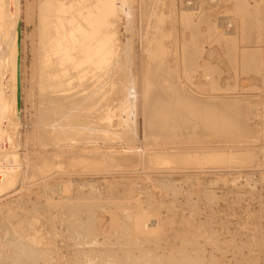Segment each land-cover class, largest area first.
<instances>
[{
    "label": "bare ground",
    "instance_id": "obj_1",
    "mask_svg": "<svg viewBox=\"0 0 264 264\" xmlns=\"http://www.w3.org/2000/svg\"><path fill=\"white\" fill-rule=\"evenodd\" d=\"M37 8L34 137L43 151L67 153L37 157L26 169L27 184L54 168L167 172L264 164V95H203L182 81L176 0H38ZM231 8L208 5L204 14L214 21ZM21 14L20 0H0V197L19 187L24 170ZM199 32L197 65L221 71L214 76L219 89L259 88L255 72L236 79L222 42L206 48L205 25ZM201 70L193 86L205 83Z\"/></svg>",
    "mask_w": 264,
    "mask_h": 264
},
{
    "label": "rangeland",
    "instance_id": "obj_2",
    "mask_svg": "<svg viewBox=\"0 0 264 264\" xmlns=\"http://www.w3.org/2000/svg\"><path fill=\"white\" fill-rule=\"evenodd\" d=\"M176 1L182 81L203 95H264V0ZM20 3L24 170L19 187L0 197V264H264V164L159 173L142 166L101 172L54 168L25 182L27 167L41 154L67 152L43 151L34 137L38 0ZM219 3L232 8L211 21L204 8ZM200 25L206 26V48L222 42L236 79L255 72L259 88L217 87L214 76L221 71L197 65ZM198 68L205 83L193 86ZM252 121L261 125L262 119ZM88 151L100 150L80 152Z\"/></svg>",
    "mask_w": 264,
    "mask_h": 264
}]
</instances>
